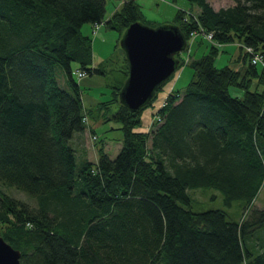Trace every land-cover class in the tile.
Returning <instances> with one entry per match:
<instances>
[{
    "label": "trees",
    "instance_id": "trees-1",
    "mask_svg": "<svg viewBox=\"0 0 264 264\" xmlns=\"http://www.w3.org/2000/svg\"><path fill=\"white\" fill-rule=\"evenodd\" d=\"M188 1L197 13L176 15L187 40L203 28L221 43L240 41L248 65L217 66L213 44L188 61L177 54L192 79L168 93L146 130L141 115L153 100L138 109L119 100L127 61L110 100L121 148L112 157L101 144L97 162L78 164L71 141L87 115L72 63L106 73L108 59L94 64L83 24L103 22L121 38L130 23L150 22L137 0L109 17L106 0H0V234L21 250V264H264V207L253 204L264 185V87L250 85L256 75L264 86V67L245 48L264 54V0L219 9ZM196 187L240 204L239 217L194 211L188 189Z\"/></svg>",
    "mask_w": 264,
    "mask_h": 264
},
{
    "label": "rangeland",
    "instance_id": "rangeland-1",
    "mask_svg": "<svg viewBox=\"0 0 264 264\" xmlns=\"http://www.w3.org/2000/svg\"><path fill=\"white\" fill-rule=\"evenodd\" d=\"M142 4L143 13L151 25L158 24H177V12L178 10H184L186 15L191 12L197 13L199 6L197 3H191L188 0H139ZM215 9L221 7H227L235 4V0H208ZM124 0H106V15L115 10L123 3ZM102 28L108 30L109 34H100V28L98 32L94 31L92 23L86 22L82 26L83 34H90L94 40V55L98 65V61L102 58H108L105 62L106 73L92 72L86 73L83 76L82 82L76 74L78 65L76 62L72 63L73 75L76 77L80 84L83 100V112L87 115V121L85 128L77 130L74 134L80 136L81 141L74 145L76 149V158L78 164L81 161V154L83 149L93 153H98L97 147L103 144L106 150L112 157L116 156L119 144L122 145L123 132L120 128L121 123L113 117V113L117 110V103H111L112 91L115 86L120 83L122 79L121 69L123 63L127 64L126 53L120 45L119 32L115 29L108 28L104 23ZM100 26V27H101ZM93 28V29H92ZM89 31V32H88ZM206 31V30H205ZM96 33V34H95ZM201 42V43H200ZM200 43V44H199ZM233 43V44H232ZM241 42L239 41V44ZM213 44L217 48L216 64L219 67L223 65H231L235 69H239L240 66L248 65V60L244 61L243 57H240V47L236 42L228 43L227 47H224V43H221L215 38L208 37L204 33L192 34L188 39V45L185 50L180 53V56L185 60H190L195 57H200L203 53L209 51L210 45ZM236 46H235V45ZM226 50V51H225ZM224 52V53H223ZM246 52L250 50L246 49ZM252 60V58H251ZM172 75L165 83L162 89H159L157 95L153 99L152 103L146 106L141 115L140 128L150 130L152 129V123L154 122V114H157L161 105L166 103L167 96H165L168 90L173 86L175 89L184 90L187 83L191 81L194 69L188 63L183 64L180 69ZM244 70V69H243ZM123 73V72H122ZM124 74V73H123ZM56 76L59 83L66 87V72L62 68L56 70ZM251 89H263V84L259 83L256 75H251ZM168 95V94H167ZM97 135V139L93 138V135ZM85 148H82V145ZM91 143V145H90ZM91 147H90V146ZM91 148L89 150L88 148ZM97 152V153H96ZM98 156V155H97ZM79 183V180H77ZM6 193L19 198L23 201L29 202L35 205L34 199L30 198L24 191L14 186H4ZM191 197V208L194 211H204L210 208H224L229 211V217L237 218L241 213L239 207L240 204L235 202L231 207L224 203L223 197L218 190L212 187H196L188 189ZM257 204L256 200L253 202ZM257 206V205H256ZM258 207V206H257Z\"/></svg>",
    "mask_w": 264,
    "mask_h": 264
},
{
    "label": "water",
    "instance_id": "water-1",
    "mask_svg": "<svg viewBox=\"0 0 264 264\" xmlns=\"http://www.w3.org/2000/svg\"><path fill=\"white\" fill-rule=\"evenodd\" d=\"M187 43L177 24L130 23L120 38L129 64L128 76L119 90L120 102L138 109L152 101L178 68L177 54L187 48ZM21 254L0 234V264H21Z\"/></svg>",
    "mask_w": 264,
    "mask_h": 264
},
{
    "label": "crops",
    "instance_id": "crops-1",
    "mask_svg": "<svg viewBox=\"0 0 264 264\" xmlns=\"http://www.w3.org/2000/svg\"><path fill=\"white\" fill-rule=\"evenodd\" d=\"M139 3H140V1L139 0H137ZM121 5H122V3H121ZM120 5V6H121ZM140 5H141V9H142V11H143V8H142V4L140 3ZM119 6V7H120ZM118 8V7H117ZM114 11V10H113ZM113 11H110L107 15H106V17H109L110 16V14L113 12ZM94 26V24H92V27ZM93 29V28H92ZM100 34L101 35H104V33H106V34H109L110 32H108V30H105V28H102V26L100 27ZM89 32V31H88ZM97 32H98V30H97ZM96 34V33H95ZM87 35H89L90 36V34H87ZM92 43H94V40L92 39ZM238 45H240L239 44V42H236ZM225 45H224V47L226 46L227 47V45H229L228 43H224ZM233 44V43H232ZM94 45V44H93ZM235 45V44H234ZM236 46V45H235ZM93 48H94V46H93ZM226 51V50H225ZM93 52H94V50H93ZM224 53V52H223ZM239 53H240V50H239ZM94 54V53H93ZM106 58H102L100 61H98V63H100V62H102V60H105ZM93 60H94V64L96 65L97 64V62H96V59H95V55H94V57H93ZM125 65H126V63L124 64L123 63V65H122V69L120 70L121 71V73L123 72V70H124V68H125ZM218 66H219V64H218ZM224 66V65H223ZM244 68V67H243ZM239 69H242V66H240V68ZM84 78L82 77V78H80V82H82V80H83ZM72 141L74 142V145L75 144H77L78 142H80L81 141V139H80V136H78V134L76 135V134H73V137H72ZM73 145V144H72ZM85 145L86 146H88L87 145V143H84V145H82V148H85ZM90 145H91V143H90ZM89 145V146H90ZM74 147V146H73ZM91 147V146H90ZM88 148L89 150H91V148ZM120 148H121V144H119V147L116 149L117 151H119L120 150ZM84 150V152L81 154V156H82V158L81 159H83V158H88V159H90V160H92L93 162H97L98 161V153L97 154H93V153H89V151H86L85 149H83ZM75 151H76V149H75ZM256 202H257V206L258 207H260V208H263L264 207V185L260 188V190H259V192H258V194L256 195Z\"/></svg>",
    "mask_w": 264,
    "mask_h": 264
},
{
    "label": "built area",
    "instance_id": "built-area-1",
    "mask_svg": "<svg viewBox=\"0 0 264 264\" xmlns=\"http://www.w3.org/2000/svg\"><path fill=\"white\" fill-rule=\"evenodd\" d=\"M100 25H101V23H95V28H98ZM200 33H204L208 37L213 38V31H205L203 28H201L200 30H197V31L192 32V34H196V35L197 34H200ZM245 48L248 49V50H250L252 62L254 64L261 63L264 66V54L262 52L254 49V47L249 46V45H245ZM77 74H78L79 77H81V76H84L86 74V72L79 70L77 72ZM170 91H172V90H170ZM93 138L95 139L96 138V135H93Z\"/></svg>",
    "mask_w": 264,
    "mask_h": 264
},
{
    "label": "bare ground",
    "instance_id": "bare-ground-1",
    "mask_svg": "<svg viewBox=\"0 0 264 264\" xmlns=\"http://www.w3.org/2000/svg\"><path fill=\"white\" fill-rule=\"evenodd\" d=\"M128 73H129V71H128Z\"/></svg>",
    "mask_w": 264,
    "mask_h": 264
}]
</instances>
